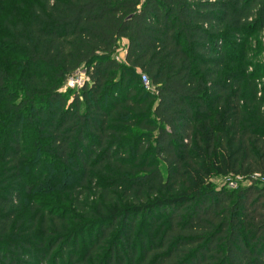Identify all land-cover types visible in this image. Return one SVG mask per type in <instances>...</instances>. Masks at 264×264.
<instances>
[{"label":"trees","instance_id":"trees-1","mask_svg":"<svg viewBox=\"0 0 264 264\" xmlns=\"http://www.w3.org/2000/svg\"><path fill=\"white\" fill-rule=\"evenodd\" d=\"M4 27L0 264H264V0H38Z\"/></svg>","mask_w":264,"mask_h":264},{"label":"rangeland","instance_id":"rangeland-1","mask_svg":"<svg viewBox=\"0 0 264 264\" xmlns=\"http://www.w3.org/2000/svg\"><path fill=\"white\" fill-rule=\"evenodd\" d=\"M38 0H24L21 4H23V8L22 7H17L15 8V6H19V5H14L15 3H11L10 5L5 6L4 8V13L0 15V37H3L5 35L8 34L7 29L4 27V21L7 17H9V15L12 14V12H16L17 14H23L27 11V7H29L32 3L37 2ZM13 2H19V1H13ZM253 46H258L259 43L257 41H254V43L252 44ZM119 57L122 60L123 57V52H119ZM81 77H85L84 74H81ZM32 137V132L31 131H26V139L29 141V139ZM213 183L217 184V185H221L223 184V180L221 178L218 179H213L212 180Z\"/></svg>","mask_w":264,"mask_h":264},{"label":"built area","instance_id":"built-area-1","mask_svg":"<svg viewBox=\"0 0 264 264\" xmlns=\"http://www.w3.org/2000/svg\"><path fill=\"white\" fill-rule=\"evenodd\" d=\"M123 55L125 56V51H124ZM118 59L121 60V58L119 57V54H118ZM81 74H84L85 77L84 78L81 77ZM141 76H142V81H143L145 87L147 89H150L151 88V82H150L148 76L145 74H141ZM85 80H86L85 70L78 71L75 73V75L73 77L70 78L68 85L71 88H74V87L80 88L84 84Z\"/></svg>","mask_w":264,"mask_h":264},{"label":"crops","instance_id":"crops-1","mask_svg":"<svg viewBox=\"0 0 264 264\" xmlns=\"http://www.w3.org/2000/svg\"><path fill=\"white\" fill-rule=\"evenodd\" d=\"M123 44H124V42H123ZM122 52L124 53V51L122 50ZM124 59V55H123V57H122V60Z\"/></svg>","mask_w":264,"mask_h":264}]
</instances>
